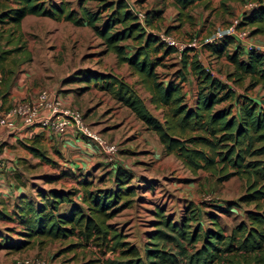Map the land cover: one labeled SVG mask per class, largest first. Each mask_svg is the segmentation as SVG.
<instances>
[{
  "label": "trees",
  "instance_id": "obj_1",
  "mask_svg": "<svg viewBox=\"0 0 264 264\" xmlns=\"http://www.w3.org/2000/svg\"><path fill=\"white\" fill-rule=\"evenodd\" d=\"M11 1L14 5L0 9V63L8 54L21 50V20L27 14L64 19L74 25L85 24L114 54L116 63L127 64L138 77V83L147 92L148 103L158 110L159 117L150 112L134 85L122 76L93 71L84 77L87 81L93 82L127 107L136 119L156 134L163 152L173 154L192 173L205 170L218 180L233 175L244 179L245 192L239 196V201L253 204L254 208L244 211L246 220L236 224L228 235H223L212 213L209 215L213 227L197 225L201 232L198 229L190 232L188 221L194 218L193 214L175 222L156 209V228L150 236L153 244L156 245L158 239L172 240L177 250L172 253L160 247H146L144 253L148 263L264 264V109L247 94L235 93L229 82L242 84L248 78L245 88L258 84L264 88V54L252 48L244 49L231 35L204 42L203 46L210 54L224 56L232 65V70L225 74L228 81L225 82L213 75L196 55L188 54L193 48L183 49L180 53L181 66L189 64L199 82L190 104L182 91L184 73L181 70L177 71L179 80L165 82L158 79L154 70L164 55L174 51L153 31L158 29L156 21L160 20V9L143 11V19L139 21L127 8L125 0H99L96 10L87 9L82 5V0H78V11L70 8L64 0ZM225 1L218 0V3L226 8ZM171 2L181 24L192 20L189 13L192 5L208 7L210 0ZM101 12H104L102 18ZM239 18V24L249 28V35L264 33V4L261 0L250 9L242 10ZM98 20L100 24L96 25ZM3 25H6L5 29ZM165 31H168V27ZM126 40L132 42L131 48L124 43ZM3 44H12V47L4 48ZM230 44L232 47L228 50ZM223 101L226 105L215 107ZM27 148L34 156L52 162L39 146L28 145ZM44 177L53 181L60 176L52 174ZM130 178V172L120 166L113 170L112 185L109 187L89 189L91 183L81 178L78 180L82 187L79 202L72 199L77 194L74 188H37L40 199L36 201L24 193L19 194L12 212L22 225L18 230L20 236L11 239L4 235L2 244L19 249L27 246L31 238H65L73 235H79L83 240H100V244H105L109 235L112 239L109 248L122 245L118 239L119 233L112 231L106 220L115 213L119 201L134 194ZM61 204H66L64 209H60ZM234 204L230 202L224 209L232 208ZM0 218L11 217L0 211ZM200 238V246L188 252L184 241L193 244ZM122 253L137 254V251L127 247ZM121 264L143 263L138 258H131Z\"/></svg>",
  "mask_w": 264,
  "mask_h": 264
},
{
  "label": "rangeland",
  "instance_id": "obj_2",
  "mask_svg": "<svg viewBox=\"0 0 264 264\" xmlns=\"http://www.w3.org/2000/svg\"><path fill=\"white\" fill-rule=\"evenodd\" d=\"M64 1H67L70 8L78 11V0ZM132 1L143 11L154 8L161 10L160 20L156 21L158 29L153 31H165L168 27L166 32L173 34L178 40L194 36L201 42L222 29L233 16L239 15L245 1L256 4L259 2L226 0V8L219 5L218 0H210L208 7L194 4L189 8L192 20L180 24L171 0ZM99 2L82 0V5L96 10ZM261 3L264 4V0ZM12 5L14 2L11 0H0V9ZM103 15L104 12H101L100 17ZM95 24L99 25L100 20ZM5 27L3 25V29ZM21 32V50L8 54L0 63V101L11 94L15 96L13 101L16 102L32 99L41 89L54 91L65 104L82 112L86 124L115 144V161L109 160L105 152L92 141L85 147H82V140L79 141L80 147H60L59 144L53 145L50 141H45L40 149L52 162L41 161L31 165L29 163L34 161L32 156L28 159L19 157L23 164L19 168L13 166V169L6 171L1 166L5 183L12 181L15 187L16 182L18 185L22 183L26 196L36 201L40 199L37 188H74L77 193H81L82 187L78 183L81 178L91 183L89 189L109 187L112 185L113 170L120 166L130 172L129 183L134 194L119 201L115 213L106 220L110 229L119 233L118 239L122 243L114 248H109L112 244L109 235L105 244H100V240H83L79 235H73L65 238H31L27 246L12 249L2 244L3 236L7 235L11 239L19 237L17 226L10 220L0 219V264H25L23 261L35 259L43 260L44 264H121L131 258H138L143 264H149L144 253L146 247H160L172 253L177 250L172 240L158 239L157 244H153L154 240L150 236L156 228V209H160L164 217L175 222L193 214L194 218L188 221L190 232L196 231L197 225L202 228L213 227L209 213L215 215L223 235H228L236 224L246 220L244 211L253 209L254 206L239 201V196L245 192L243 178L233 175L218 180L205 170L192 173L173 154L163 152L156 134L136 119L127 107L84 78L93 71L112 72L122 76L134 85L150 112L159 117L158 110L148 103L147 92L138 83V77L127 64L116 63L114 54L105 48L101 38L91 27L85 24L74 25L64 19L29 14L21 20ZM247 41L264 45V33L250 34ZM124 43L132 47L130 40ZM3 46L10 48L12 44ZM231 47L230 44L228 50ZM188 54L196 55L221 79H225V74L232 70V65L224 56L215 57L203 45L193 48ZM180 60V56L174 52L164 55L154 70L158 79L163 82L179 80L177 71L181 70L184 73L182 91L187 92L186 101L191 104L199 82L189 64L182 67ZM247 80L245 78L242 84L229 82L235 93L247 94L264 109V88L259 84L245 88ZM224 105L225 101L215 107ZM233 110L235 111L234 106ZM61 172L66 173L53 181L44 177L52 174L58 176ZM79 194L72 196L75 202H79ZM8 198L11 201L12 197ZM230 202H235L234 206L224 209ZM6 203L11 206V210L12 201ZM65 206L66 204H61L60 209ZM200 244L201 238L193 244L184 241L188 252H192ZM127 247L136 249L137 254L122 253Z\"/></svg>",
  "mask_w": 264,
  "mask_h": 264
},
{
  "label": "built area",
  "instance_id": "obj_3",
  "mask_svg": "<svg viewBox=\"0 0 264 264\" xmlns=\"http://www.w3.org/2000/svg\"><path fill=\"white\" fill-rule=\"evenodd\" d=\"M125 2L127 8L136 15L139 21H142L143 10H140L132 0H125ZM255 5V2L245 1L243 10H248ZM239 22V15L233 16L228 24L222 29L215 31L211 37L203 39L202 42L194 36L181 41L166 31H159L157 35L166 45L171 46L174 49L173 52L178 56L186 47L196 48L202 46L204 42L217 41L224 35L233 36L244 49L252 48L264 54V45H256L247 41L249 36L248 28L240 25ZM221 80L228 82L226 79ZM30 126L42 127L56 134L70 132L80 135L81 138L92 141V143L100 147L109 160L115 161V144L101 137L97 131L86 124L82 112L69 104H65L54 91L41 89L32 99H21L0 111V127H3L8 132L15 133L24 127ZM23 263L44 264L41 259L25 260Z\"/></svg>",
  "mask_w": 264,
  "mask_h": 264
},
{
  "label": "crops",
  "instance_id": "obj_4",
  "mask_svg": "<svg viewBox=\"0 0 264 264\" xmlns=\"http://www.w3.org/2000/svg\"><path fill=\"white\" fill-rule=\"evenodd\" d=\"M29 15V14H27ZM190 50L188 51V53ZM210 70V69H209ZM212 72V70H210ZM213 75L217 76L213 73ZM184 94L187 96V92H184ZM15 96L8 95L7 97H4L2 101H0V111L4 108H6L9 104L14 103ZM63 101V100H62ZM83 142L82 147L90 145L88 140H83V138L77 137L75 134L67 132L62 134H56L48 129L42 128V127H24L18 132H8L3 127H0V211L10 215V219L6 218H0L2 220H10L15 223L17 226V230L22 228V225L18 222L16 219V216L12 212L14 209V203L17 201V196L21 193H24L22 190V183L18 185V182L15 184L12 181H9L8 183H5V179L3 178V175L1 173V166L4 167V170L9 171L13 169V166H16L19 168V166H22V159H28L29 156H32L34 158L33 163L29 164H35L36 162L43 161L38 156H34L29 149L27 148L28 145H37L41 146L43 142L50 141L53 145L59 144L60 147H66V146H78L79 141ZM41 141V142H40ZM80 145V146H79ZM66 172H61L58 175L61 177ZM79 183V182H78ZM80 192L77 193V195ZM25 194V193H24ZM12 197V209L9 210L10 205L6 202H11L8 197ZM30 198V197H29Z\"/></svg>",
  "mask_w": 264,
  "mask_h": 264
}]
</instances>
